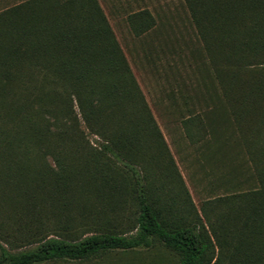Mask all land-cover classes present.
<instances>
[{
    "label": "trees",
    "instance_id": "1",
    "mask_svg": "<svg viewBox=\"0 0 264 264\" xmlns=\"http://www.w3.org/2000/svg\"><path fill=\"white\" fill-rule=\"evenodd\" d=\"M184 3L208 107L188 105L185 133L209 158L241 143L259 187L225 199L209 232L100 1L22 0L0 11V264L88 262L158 243L178 264H215V241L223 251L237 239L242 254L253 237L264 242V0ZM127 22L139 36L158 21L144 8ZM165 157L157 184L150 165ZM128 197L138 214L126 231Z\"/></svg>",
    "mask_w": 264,
    "mask_h": 264
},
{
    "label": "rangeland",
    "instance_id": "2",
    "mask_svg": "<svg viewBox=\"0 0 264 264\" xmlns=\"http://www.w3.org/2000/svg\"><path fill=\"white\" fill-rule=\"evenodd\" d=\"M20 1L0 0V11ZM99 1L167 144L168 157L172 159L171 167L182 177L195 211L211 232V223L219 221L222 212L228 207L223 206V201L236 194L255 190L260 183L252 175L253 164L241 143L234 140L237 145L231 142L233 148L216 151L215 158H209V152L203 146L193 144L185 133L182 120L189 115L188 105L194 103L197 110H206L208 107L206 101L201 99L205 91V74L200 69L201 55L196 51L200 42L184 0ZM144 8L149 9L158 22L153 30L138 36L131 30L127 16ZM192 96L198 98L193 97L194 100L189 99L186 103L185 97ZM211 105L208 102V106ZM82 129L93 145L99 144L98 135L91 133L84 124ZM210 137L206 134L200 143L206 144ZM165 159H159L157 165H150L149 171L156 173L157 184L163 181L161 169L169 163V159ZM235 165L240 166L233 169ZM239 199L235 198L236 204L240 203ZM121 214L129 219L123 225L124 230H130L138 214L133 199L127 198ZM253 238L251 242L254 248L246 246L243 254L240 247L234 249L237 239L233 240L232 245H227L229 247L225 246L223 251L215 241V264H241L242 258L246 257L245 264H264V242L258 243L259 237ZM230 250L235 252V256L230 255ZM45 264H178V258L158 243L152 248H138L124 254L115 252L88 262L58 261Z\"/></svg>",
    "mask_w": 264,
    "mask_h": 264
}]
</instances>
